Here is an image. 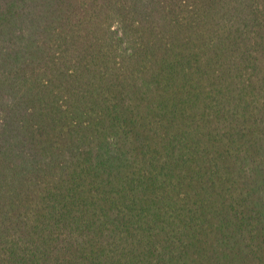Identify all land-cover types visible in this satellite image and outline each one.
Wrapping results in <instances>:
<instances>
[{"label":"trees","instance_id":"obj_1","mask_svg":"<svg viewBox=\"0 0 264 264\" xmlns=\"http://www.w3.org/2000/svg\"><path fill=\"white\" fill-rule=\"evenodd\" d=\"M0 264H264V0H0Z\"/></svg>","mask_w":264,"mask_h":264}]
</instances>
